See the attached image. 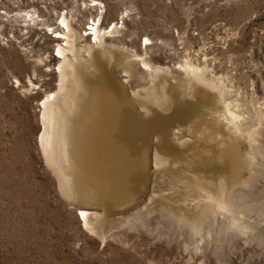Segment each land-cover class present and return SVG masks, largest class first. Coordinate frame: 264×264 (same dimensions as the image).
I'll return each instance as SVG.
<instances>
[{"label": "rangeland", "instance_id": "1", "mask_svg": "<svg viewBox=\"0 0 264 264\" xmlns=\"http://www.w3.org/2000/svg\"><path fill=\"white\" fill-rule=\"evenodd\" d=\"M52 1L34 7L61 4L53 10L73 8L86 22L96 12L83 8L91 0ZM98 1L103 25L123 17V26L94 45L112 59L97 52L59 98L48 162L41 103L56 92V61L43 30L26 29L30 6L13 20L0 15V264H264V0ZM192 66L223 86L231 116ZM138 118L156 128L166 120L143 141L148 123ZM82 141L88 174L68 158ZM109 170L107 184L97 178ZM205 181L234 199L229 218L242 234L227 233L219 215L190 232ZM78 209L91 210L93 232Z\"/></svg>", "mask_w": 264, "mask_h": 264}, {"label": "bare ground", "instance_id": "2", "mask_svg": "<svg viewBox=\"0 0 264 264\" xmlns=\"http://www.w3.org/2000/svg\"><path fill=\"white\" fill-rule=\"evenodd\" d=\"M34 2L36 3V1L31 0L29 3H27V5L31 7V10L26 11V12L24 11L25 13H22L23 18L27 19V20L24 19L23 22H25L27 24L26 29L31 30L32 28H36V29L43 30V37L42 36L41 37L42 38L47 37L48 47L51 50L50 58L53 59L54 61H56V63H54L55 66H52L53 68H51L53 73H54V75L53 74L52 75L53 76L56 75L55 77L57 78V83H56L57 85L53 86V87H56V90L53 89L56 92L53 94L47 95L45 100L41 103V122L43 125V133L40 136V142H41L42 150L45 153L46 158H47V162H48L49 159L51 161V154L50 153H51L52 132H53L52 124H53L54 117L57 114H59V112H60L58 105H57V103L60 101L59 98L62 97L63 94L65 96L68 93V91L71 90V87H72L71 82L73 81V79L75 77H78V75L80 74L79 71H81L82 67L85 66V68L87 70H89L88 67H90L89 66L90 60H85L86 58H83L84 53L86 54L87 58H89L91 60H95V56L98 54L97 52H101L102 53L101 55H103V56H105L103 53L107 52L109 57L108 56H105V57H108L109 59H112L113 56L111 54L112 53L111 50L108 48H105V47L101 48L97 51L94 50L95 49L94 45L101 43L105 37V29L106 28H104V27H106L108 25H106V24L103 25V23H104L103 21H102L101 25L99 27H97L94 30V33L92 34L88 31L87 28H84L85 25H88V23L85 21V19H82V18L80 19V18L74 17V15L72 14V12L74 10L73 8L69 9L68 11H65L64 13H63V11H61V13H58V12H55L53 9L55 7L59 8L61 4H59L58 6H55L54 8L51 7L48 10V8H46V7H44V8L42 7L43 9L35 8L34 6H36V5H34ZM40 2L42 3L43 1H40ZM56 2L58 3V0H53L51 5H55ZM95 2L98 3V9H100L99 4H102L103 9H105V6L103 5V3H101V2L99 3L98 0H91L88 3H85L83 5V8L88 9V7H93L94 9H97ZM43 3H46V1ZM38 4H39V2H38ZM90 4H92L93 6H91ZM60 9H62V8H59V10ZM63 9H64V6H63ZM21 11H23V10H21ZM50 11H51V13L53 11V14L56 15V23L52 24L50 22V18H51L50 17ZM105 12L107 14V11H104V15H105ZM104 15H103V17H104ZM93 16H95V14ZM93 16H90V18ZM82 22H85L84 23L85 25H83L82 28L78 27L77 29H75V26L80 25ZM56 25L60 26L61 29L59 27H56ZM44 29L48 30V33L50 32L49 36L47 35V33L44 32ZM115 30L118 31V29H115ZM76 31H78L81 35L76 33ZM116 31H113V32L116 33ZM82 32L84 34H82ZM93 35L95 36L94 44L91 43V37ZM83 37H85V39H83V44H82L81 38H83ZM55 42L58 43V45L56 47H54ZM113 53H115V52H113ZM142 57H143V54H142ZM124 59H126V58H124ZM136 61L138 63V58ZM144 61L147 63L146 59ZM144 61L142 62V64L146 66L147 64ZM45 62H47L48 66L51 63L47 57L45 58ZM127 66H125V67H127ZM140 68H141V66H140ZM193 68H189V69H190V73L195 78V80L200 82V83H205L209 87L214 88L221 98V101H222L223 106H224L223 108L225 109L224 112L225 111L228 112L229 111L228 105H230V104L226 103L227 101L226 102L224 101L225 97L227 95H225L226 93H225L223 86L215 84L217 82L216 81L217 79L215 80L216 82H214V83H213V81H210V80L208 81L203 75H200L198 72H196L197 68L196 69L194 68L195 70ZM179 69L180 68H178V70ZM187 69H188V66H187ZM187 69L185 72H187ZM128 70L129 69L127 68V71ZM146 70H148V69H146ZM123 71H124V69H123ZM127 71H124V72H126V74H127L130 70L128 72ZM158 71H161V70L158 69ZM128 76H130V75H128ZM55 81H56V79H55ZM224 95H225V97H224ZM67 111H69V110H67ZM230 112H228V113L231 116ZM230 116H229V118H230ZM232 117H234L233 114H232ZM227 118H228V116H227ZM233 120H232V122H234L237 119L235 118V120L234 121ZM64 141H66L65 137H64ZM252 179H253V177H252ZM60 183H61L63 192L66 193L68 191L67 181H65L63 178H61ZM244 184H246V183H244ZM202 185L203 186L200 188L201 194L198 197V199H199L198 206H199V209L202 210V211H200V216L202 218V221H200L201 223L199 225V227H200L199 229H197V227H196L197 225L194 224L193 227L191 228L190 232L194 235H197L198 232L204 231V228L211 221L215 222L216 217L219 215V216H224L226 218V220H228V223L226 224V228H225L227 233L232 232L233 234L234 233L235 234H242L244 228L241 226H238L235 222L232 221L231 218H229L230 214L233 212L235 213V211H236V205L234 204V202H235L234 199L231 198L230 195H227L226 199H223L222 197L217 195L216 192L214 190H212L214 187V181H211V182L205 181V183H203ZM208 207L211 208L210 213H208ZM77 211L79 212V215L82 216V219L84 221V228L93 232L94 227H92L91 224L90 225L88 224L89 223L88 221L90 220V217L92 215V212H90L91 210L88 211V209H78Z\"/></svg>", "mask_w": 264, "mask_h": 264}, {"label": "built area", "instance_id": "3", "mask_svg": "<svg viewBox=\"0 0 264 264\" xmlns=\"http://www.w3.org/2000/svg\"><path fill=\"white\" fill-rule=\"evenodd\" d=\"M30 1L31 0H14L13 2L10 3L11 5L9 6V8L8 7H5V8L0 7V15L4 16L8 20H13L18 15V12H21V8H23L24 5L27 6V3H29ZM33 1H36V3H38V2L43 1V0H33ZM96 4H98V3H96ZM99 5H100V9H98V10L94 9L96 11V12H94V14H96V15L91 17V18H88V20H87L88 25L84 26V28H87L88 31L92 34L94 33V30L101 25L102 18L104 15L103 6H102V4H99ZM21 16L23 17L22 14H21ZM122 26H123V17H119L115 22L104 27V28H106L105 29V36H106V34H109L113 31H116L115 29L120 30ZM20 27H22L24 29L23 26H20ZM22 32H24V31L20 28L19 34H21ZM94 38H95V36L93 35L91 37V43L92 44H94V40H95Z\"/></svg>", "mask_w": 264, "mask_h": 264}, {"label": "crops", "instance_id": "4", "mask_svg": "<svg viewBox=\"0 0 264 264\" xmlns=\"http://www.w3.org/2000/svg\"><path fill=\"white\" fill-rule=\"evenodd\" d=\"M109 57V56H108ZM88 59V58H87ZM91 60V59H89ZM93 60H91L92 62ZM135 141H130L128 143L125 144V151H126V148L128 147V145L131 143L133 144ZM137 144V143H136ZM132 149V148H131ZM75 151V152H74ZM72 151L71 150V153L73 154L72 155V158H70V154H69V151H68V158L69 160L72 159V162H75V161H84L82 163H84V166H85V172L88 174V170L90 169V167H88L87 165V160H88V156L90 155V152L89 149H88V141H82L81 145L79 147H75V150ZM138 152V151H137ZM89 161V160H88ZM81 165V164H80ZM94 166V163H92V167ZM94 170V173L97 174V171H101V170H105V167L103 166H97V164L92 168ZM96 170V171H95ZM96 176V175H95Z\"/></svg>", "mask_w": 264, "mask_h": 264}, {"label": "water", "instance_id": "5", "mask_svg": "<svg viewBox=\"0 0 264 264\" xmlns=\"http://www.w3.org/2000/svg\"><path fill=\"white\" fill-rule=\"evenodd\" d=\"M138 120H139V123H141V124H143L145 121L147 122V119L146 118H143V119H141V118H138ZM165 120L166 119H163V123L161 124V126H158L157 128H156V126L154 125V123L152 122V121H150L149 123H148V125L146 126V129H145V134L143 135V141H144V139H145V137H146V135L148 134V133H150V132H153V131H155L156 129V131H161V128L163 127V124H164V122H165ZM142 142V141H141ZM132 144V143H131ZM113 172H111V170H109V175H105L104 173H99L98 175H97V178L98 177H101V178H99L100 180H103V183L105 182L106 184L109 182V180H111V177H110V174H113V173H115V171L114 170H112ZM99 179H97V181L99 180ZM99 180V181H100ZM101 183H99V185H100Z\"/></svg>", "mask_w": 264, "mask_h": 264}]
</instances>
